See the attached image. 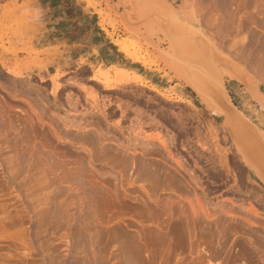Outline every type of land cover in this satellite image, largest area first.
I'll return each instance as SVG.
<instances>
[{
  "label": "rangeland",
  "instance_id": "obj_1",
  "mask_svg": "<svg viewBox=\"0 0 264 264\" xmlns=\"http://www.w3.org/2000/svg\"><path fill=\"white\" fill-rule=\"evenodd\" d=\"M161 1L100 11L143 65L136 82L119 68L43 74L35 17L0 0V264H264V181L167 50L211 39L212 86L264 137V0Z\"/></svg>",
  "mask_w": 264,
  "mask_h": 264
},
{
  "label": "crops",
  "instance_id": "obj_2",
  "mask_svg": "<svg viewBox=\"0 0 264 264\" xmlns=\"http://www.w3.org/2000/svg\"><path fill=\"white\" fill-rule=\"evenodd\" d=\"M33 14L32 50L40 53L50 74L53 67L125 69L139 72L136 63L117 45L119 31L101 22L104 0H19ZM115 3V2H114ZM112 3V4H114ZM32 17V18H33ZM32 58L33 56H23Z\"/></svg>",
  "mask_w": 264,
  "mask_h": 264
},
{
  "label": "bare ground",
  "instance_id": "obj_3",
  "mask_svg": "<svg viewBox=\"0 0 264 264\" xmlns=\"http://www.w3.org/2000/svg\"><path fill=\"white\" fill-rule=\"evenodd\" d=\"M139 2V0H138ZM148 5L147 6H153L156 9H161L163 7V3L161 0H147ZM139 7V5H138ZM138 7L137 8V13H138V18L145 15V13H143L142 11H138ZM172 9V8H171ZM170 9V11H171ZM135 10V9H134ZM134 10L132 9V11L134 12ZM140 10V7H139ZM132 12V13H133ZM148 12V11H147ZM155 13V12H154ZM151 14V13H150ZM131 15V14H130ZM129 15V16H130ZM128 16V15H127ZM135 17V16H134ZM129 20V17H127ZM131 18V17H130ZM137 18V17H136ZM137 18V19H138ZM140 19V20H141ZM126 20V19H125ZM138 20V21H140ZM134 21V20H133ZM137 21V20H136ZM131 21H127L126 23L128 24V26H130L132 28V26L130 25ZM133 23V22H132ZM135 23V22H134ZM137 23V22H136ZM150 24V23H148ZM138 25V23H137ZM144 25V24H143ZM136 26V25H135ZM183 26V25H182ZM134 27V26H133ZM136 28V27H135ZM133 28V31L135 32L136 29ZM140 28V27H139ZM137 28V30L139 29ZM184 28V27H183ZM148 29V28H146ZM168 30L169 28H165V30ZM186 29V28H185ZM185 29H180L185 31ZM142 32V31H141ZM144 32V31H143ZM149 32L151 33V30L149 28ZM155 32V31H154ZM141 34V33H140ZM154 34V33H153ZM165 34V35H164ZM186 35V31L185 33H183ZM145 35V32H144ZM163 35L166 36V33L163 32ZM180 39L181 37H183L184 35H180ZM173 36H175L173 34ZM161 37V36H160ZM163 37V36H162ZM167 37V36H166ZM188 37V36H187ZM186 37V38H187ZM153 38V37H152ZM184 38V37H183ZM191 38V37H190ZM195 40H189L186 39V41H183L184 43H182V41H180L182 45H180L179 43L174 42L170 43L168 45H170V47L167 48L168 51H171L170 54V59H168L170 61L169 65H171V67L174 69V71L177 73V75L179 77H181V79H183L186 83H188L189 86H191L196 93L198 94V96L201 98V101L203 103V105H205L207 107L208 110L213 111V112H221L223 113L222 115L224 116V122L223 124L226 125L225 127L227 128V131L232 133V135L234 136L233 140H235L237 142V146L240 148V150L242 151L243 155H245L246 160L248 161V164L251 166V168L257 172V174L259 173V170H261L260 172L263 174L262 170H264V137L261 136L258 131L254 128V126L250 123H248L243 117H241L240 114H238V112H236V107L230 102L229 98H228V94H222L221 93V89H217L214 88L213 86H215L214 84V78L215 77V73L212 74V76L210 73V66L208 65V63H206V61L203 58V53L206 54L208 53L205 50V47H213L215 50H217L218 52H220L222 55V51L217 48V46L212 42L211 39H207V44L204 42L202 45H200V43L196 42V36L194 35ZM192 38V39H193ZM148 39V38H146ZM167 39V38H166ZM169 39V38H168ZM185 39V38H184ZM200 40V39H199ZM165 41V40H164ZM169 42V41H168ZM167 42V43H168ZM150 43V41L148 42ZM151 44V43H150ZM165 44V43H164ZM154 46V45H153ZM175 49V50H174ZM204 50V51H203ZM176 54H174V53ZM207 52V53H206ZM215 53V52H214ZM161 54V53H160ZM211 54V53H210ZM210 54H207V58L206 60H210ZM162 55V54H161ZM163 56V55H162ZM172 56L174 57L172 59ZM164 58V57H163ZM227 59V58H226ZM223 60V59H222ZM221 60V61H222ZM216 61V60H215ZM220 61V60H218ZM220 61V63H221ZM223 62V61H222ZM216 64V63H214ZM168 65V64H167ZM219 65V64H216ZM215 66V65H214ZM171 69V68H170ZM169 69V70H170ZM217 69V68H216ZM219 69V68H218ZM217 69V70H218ZM216 70V72H217ZM235 72V70H234ZM246 72V71H245ZM243 76V75H242ZM175 77H177L175 75ZM217 77V76H216ZM244 79L242 77H239L240 80H243L245 82V85L248 86V88L250 89L251 86V77L249 75L243 76ZM178 78V77H177ZM232 78V76H231ZM242 78V79H241ZM134 81H139L141 79V77L139 75H135V77L133 78ZM233 79V78H232ZM235 79V78H234ZM114 80L116 82H124V81H128V80H132L129 77L128 72L125 71H119V74L116 75V77L114 78ZM223 80H225V78H223ZM213 85V86H212ZM214 89V93H213V100L208 99L206 96L211 97L210 92ZM223 92V91H222ZM255 92V91H254ZM263 101V102H262ZM262 104H264V99L262 100ZM226 132V131H225ZM252 157V158H251ZM254 159L256 161V163L253 162V164L249 163V160ZM253 161V160H252ZM264 175V174H263ZM258 178H260V180H262L261 176L258 174ZM264 183V182H263ZM168 187V186H167ZM175 188V187H174ZM174 188H167L168 192H169V196L171 195H177L180 197V199L182 198L181 194H179L176 190H174ZM176 189V188H175ZM172 199V197H170ZM170 202H173L171 201ZM169 202V199H167ZM175 201V199H172ZM182 200V199H181ZM156 202V200H153ZM154 203V202H153ZM190 207H191V216L195 219V217L197 218L198 214L195 210V208L193 207L192 203L188 202ZM167 204V203H166ZM171 204V203H170ZM175 204V203H174ZM173 206V205H172ZM176 206V205H175ZM169 207V206H168ZM171 209V206H170ZM185 212V211H184ZM171 213V212H170ZM186 213V212H185ZM184 213V214H185ZM188 213V212H187ZM207 213V212H206ZM189 216V215H188ZM207 216V215H206ZM199 217V216H198ZM211 217V216H210ZM187 218V217H186ZM193 219V220H194ZM188 220V219H187ZM173 230V229H172ZM175 230V228H174ZM182 231V230H181ZM193 233V232H191ZM198 233V232H197ZM179 234V233H178ZM196 235V234H195ZM198 235V234H197ZM181 237V234L179 236V238ZM197 237V236H196ZM178 238V243L179 245L183 246V240ZM182 238V237H181ZM198 238V237H197ZM197 238L195 240H197ZM198 241V240H197ZM196 241V242H197ZM84 242V241H83ZM199 242V241H198ZM197 242V243H198ZM204 242V241H203ZM200 244V243H199ZM204 244V243H203ZM198 245V244H197ZM201 245V244H200ZM203 246V245H202ZM204 247V246H203ZM210 250V249H209ZM207 256L211 255L212 253L206 251ZM214 254V253H213ZM214 256V255H213ZM244 256V255H243ZM209 258V257H208ZM211 258V257H210ZM210 260V259H209ZM238 260V259H237Z\"/></svg>",
  "mask_w": 264,
  "mask_h": 264
},
{
  "label": "water",
  "instance_id": "obj_4",
  "mask_svg": "<svg viewBox=\"0 0 264 264\" xmlns=\"http://www.w3.org/2000/svg\"><path fill=\"white\" fill-rule=\"evenodd\" d=\"M251 158H252V157H251ZM252 160H253V161H252ZM253 162L256 163V161H255L254 159L249 160V163H250V164H253ZM260 171H261V170H259V173H258V174L261 176L262 180L264 181V175H263V174H264V170H262L263 174H262Z\"/></svg>",
  "mask_w": 264,
  "mask_h": 264
}]
</instances>
